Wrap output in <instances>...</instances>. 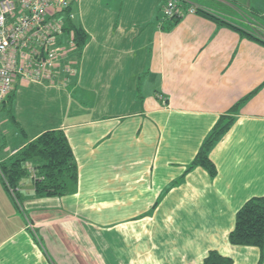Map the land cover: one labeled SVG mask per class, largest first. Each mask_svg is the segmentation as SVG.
Returning a JSON list of instances; mask_svg holds the SVG:
<instances>
[{"label": "crops", "instance_id": "1", "mask_svg": "<svg viewBox=\"0 0 264 264\" xmlns=\"http://www.w3.org/2000/svg\"><path fill=\"white\" fill-rule=\"evenodd\" d=\"M215 3L187 0L217 18L184 10L169 28L164 0H73L88 39L80 56L65 48L53 80L35 82L56 85L61 107L51 125L23 128V143L62 130L77 185L37 197L28 176L17 201L0 182V264H198L209 251L259 264L258 248L228 235L238 209L264 197V28L251 38ZM248 95L209 152L216 175L186 172Z\"/></svg>", "mask_w": 264, "mask_h": 264}, {"label": "trees", "instance_id": "2", "mask_svg": "<svg viewBox=\"0 0 264 264\" xmlns=\"http://www.w3.org/2000/svg\"><path fill=\"white\" fill-rule=\"evenodd\" d=\"M171 1L173 0H164L161 11V18L164 21H168L169 28L180 21L184 10L188 11L190 8L186 9L187 0H176L175 7L179 8L180 14H175L170 19H164L163 9ZM71 5L72 3L65 10V23L62 29L64 36H68L73 43L72 52L75 51V54L80 56L82 48L88 39V34L82 27L73 22L74 14L73 18L67 17L69 12L73 13ZM232 5L240 10L236 2L233 1ZM192 8L195 9L193 14L200 13L206 17L217 18L203 9L193 6ZM250 9L253 13L262 17V13L259 10ZM262 19L264 20V17ZM256 25L264 28V22L256 23ZM256 31L259 34L261 33V30ZM247 33L251 38L255 39L256 32L248 31ZM58 40L60 42L61 38H58ZM14 91L15 89L12 88L7 98L1 102V108H5L9 104L8 100L11 103ZM248 97L249 95L233 105L229 114L218 118L202 141L186 172L194 167H201L210 177L216 175V168L209 159V152L233 125L235 121L233 113L239 109ZM7 106L9 111L10 105ZM7 114L9 115L8 121L17 131L15 134L22 137L25 136L24 129L12 116V113L10 114L9 111ZM0 147L5 149V143L1 142ZM11 150L15 151L10 154ZM11 150L7 152L8 154L0 155V182L3 190L15 200H21L19 188L23 179L28 176L31 177L33 193L37 197H62L75 190L78 179L77 164L69 141L62 130H45L35 138L26 141L22 146H12ZM228 241L234 246H253L258 248L260 251L259 264H264V197H253L238 209L235 214L234 226L228 235ZM198 264H232V259L216 251H209L202 262Z\"/></svg>", "mask_w": 264, "mask_h": 264}, {"label": "built area", "instance_id": "3", "mask_svg": "<svg viewBox=\"0 0 264 264\" xmlns=\"http://www.w3.org/2000/svg\"><path fill=\"white\" fill-rule=\"evenodd\" d=\"M73 0H0V104L10 94L15 79L30 82L53 80L67 46L64 35L65 10ZM176 0L168 2L163 18L180 14ZM190 7L188 13L193 14ZM73 18V13H68ZM66 35V34H65ZM66 68V65H65Z\"/></svg>", "mask_w": 264, "mask_h": 264}, {"label": "rangeland", "instance_id": "4", "mask_svg": "<svg viewBox=\"0 0 264 264\" xmlns=\"http://www.w3.org/2000/svg\"><path fill=\"white\" fill-rule=\"evenodd\" d=\"M97 1L100 2L101 0ZM216 1L218 3L215 4L219 7L223 4H227L230 9L234 10V12L231 13H233L234 16L232 17L235 18V20L231 22L237 24L238 22H244L248 27H243L244 29L242 28L245 31H254L257 33V28H255L256 26L253 27V25H255V23L264 22L262 19V17H264V0H209V2L213 4ZM233 1L238 4L240 10H236V8L229 6L232 5ZM250 8L259 10L262 13V17L253 13ZM19 83L20 80L15 79L14 85L17 86ZM16 86L13 87L15 92L10 103L9 111L20 126L29 129L28 131L30 134L31 130L37 131L42 124V127L45 125H51L52 121L47 120L52 118L54 121V118H57L56 113L59 112L61 107L58 99L59 95H57L58 89H55L56 85L46 89L47 87H44L45 85L43 84L26 81V84H19L17 88ZM7 105L5 108L0 107V143L4 142L6 145L5 149L0 147V155L6 154L11 150V145H17V142L21 144L24 141L22 136L15 134L17 133L16 129L8 121L9 115L7 113L9 112V108ZM50 109L52 111H50ZM22 145H24V143ZM29 184L30 180L26 177L23 179L21 186L25 187ZM25 189L22 191H25Z\"/></svg>", "mask_w": 264, "mask_h": 264}, {"label": "bare ground", "instance_id": "5", "mask_svg": "<svg viewBox=\"0 0 264 264\" xmlns=\"http://www.w3.org/2000/svg\"><path fill=\"white\" fill-rule=\"evenodd\" d=\"M72 8V7H71Z\"/></svg>", "mask_w": 264, "mask_h": 264}]
</instances>
